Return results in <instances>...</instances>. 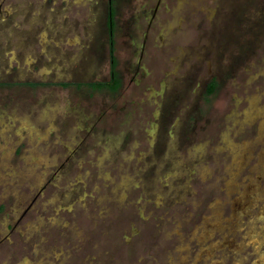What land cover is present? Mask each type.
<instances>
[{
    "label": "rangeland",
    "instance_id": "374dc122",
    "mask_svg": "<svg viewBox=\"0 0 264 264\" xmlns=\"http://www.w3.org/2000/svg\"><path fill=\"white\" fill-rule=\"evenodd\" d=\"M113 1L0 0V264H264V0Z\"/></svg>",
    "mask_w": 264,
    "mask_h": 264
},
{
    "label": "trees",
    "instance_id": "16d2710c",
    "mask_svg": "<svg viewBox=\"0 0 264 264\" xmlns=\"http://www.w3.org/2000/svg\"><path fill=\"white\" fill-rule=\"evenodd\" d=\"M113 0H109L108 3V12H107V19L110 31L113 28V20H114V7H113ZM112 33V32H110ZM116 60L114 56H112L111 64H110V79L108 81H99V82H92L88 85L95 89L107 88L109 90H116L120 86V77L118 72L116 71ZM216 86L215 81H211L208 85V92H212L213 88Z\"/></svg>",
    "mask_w": 264,
    "mask_h": 264
}]
</instances>
